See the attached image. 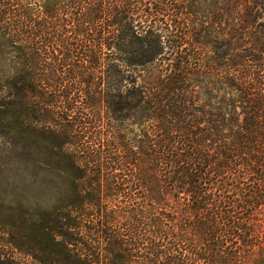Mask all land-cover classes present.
I'll list each match as a JSON object with an SVG mask.
<instances>
[{
  "label": "trees",
  "instance_id": "1",
  "mask_svg": "<svg viewBox=\"0 0 264 264\" xmlns=\"http://www.w3.org/2000/svg\"><path fill=\"white\" fill-rule=\"evenodd\" d=\"M193 1L0 0L4 166L39 186L40 264H264V78L243 50L234 96L200 100Z\"/></svg>",
  "mask_w": 264,
  "mask_h": 264
},
{
  "label": "rangeland",
  "instance_id": "2",
  "mask_svg": "<svg viewBox=\"0 0 264 264\" xmlns=\"http://www.w3.org/2000/svg\"><path fill=\"white\" fill-rule=\"evenodd\" d=\"M194 14L197 27L204 34L210 30L203 48V62L214 66L212 74L201 73L196 89L201 101L208 98H229L235 93L225 82L226 70L244 51L249 56L255 76L264 78V0H195ZM242 2V3H239ZM238 11V13H236ZM206 27V28H205ZM205 28V29H204ZM236 30V35H233ZM253 75V74H252ZM257 85L258 82L253 80ZM0 113V264H40L26 253V227L36 219L40 196L35 176L25 177L15 165L12 170L4 166L8 160L9 145L5 122ZM48 200L54 195L47 194ZM25 219V220H23ZM28 244V243H26Z\"/></svg>",
  "mask_w": 264,
  "mask_h": 264
}]
</instances>
